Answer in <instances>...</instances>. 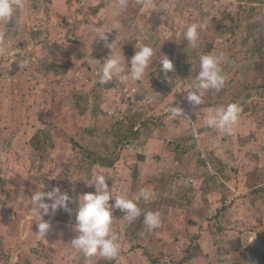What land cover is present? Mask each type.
<instances>
[{"label": "rangeland", "instance_id": "obj_1", "mask_svg": "<svg viewBox=\"0 0 264 264\" xmlns=\"http://www.w3.org/2000/svg\"><path fill=\"white\" fill-rule=\"evenodd\" d=\"M123 2L124 7L121 0H18L11 21L0 23V264H263L250 252L264 256V183L257 185L264 168V0ZM193 23L196 46L179 49L185 27ZM97 29L112 30L107 41L95 39ZM111 43L126 61L135 45L154 48L141 81L97 82L91 59L103 61ZM259 44L263 57L255 49ZM162 49L173 52L166 56L179 68L164 73L169 81L161 96L150 75ZM208 53H223L224 85L208 91L196 107L187 95L199 57ZM188 61L190 68H181ZM96 96L101 103L93 119ZM136 98L141 120L152 119L151 137L141 131L127 138L129 102ZM77 102L87 109L79 110ZM233 103L241 111L231 134L214 127L198 131L214 109ZM167 105L179 107L180 116L173 117ZM51 106L52 117L46 111ZM43 131L47 152H35L29 140ZM89 144L88 157L78 146ZM97 156L114 165L93 164ZM53 165L62 169L58 176ZM97 173L108 176L116 195L135 199L150 189L152 200L138 204L160 219L149 230L143 215L126 222L114 210L120 253L110 261L85 258L68 245L77 235L68 211L43 217L50 228L42 238L30 210L31 194L54 186L74 208L77 195L95 192L86 180Z\"/></svg>", "mask_w": 264, "mask_h": 264}, {"label": "clouds", "instance_id": "obj_2", "mask_svg": "<svg viewBox=\"0 0 264 264\" xmlns=\"http://www.w3.org/2000/svg\"><path fill=\"white\" fill-rule=\"evenodd\" d=\"M19 7L18 0H0V23L10 22L16 8ZM120 7H124L121 0ZM112 30L97 29L95 39L107 41V33ZM198 39V25L193 23L187 25L183 32V41L188 45L196 46ZM112 45L108 44L110 54L103 61L91 59V68L97 71L98 83L104 84L119 79L121 83L129 80L139 82L146 74L150 63L155 55L154 48L150 44L135 45L134 55L126 61L121 50L119 53L112 51ZM159 61L160 71L167 73L173 70V63L163 54ZM224 59L223 53H208L199 57V71L195 77L194 89L190 88L187 100L194 106L204 102L205 94L210 90L219 91L224 85V78L221 75V63ZM130 65V66H129ZM166 110L173 116H180L179 107L166 106ZM240 108L236 104L221 106L212 111L207 117L210 127L218 129L221 133L231 134L238 121ZM53 170L57 176L62 172L58 165H53ZM103 173L91 176L86 183L87 187H92L95 192H86L78 196V204L74 208L68 207V202L72 199L59 187H52L49 191L36 190L31 194V212L36 217L37 235L42 238L50 228V223L44 220V216L54 215L59 209L68 211L75 220L74 231L77 235L68 244L71 248L78 250L85 258L99 256L104 260H112L120 253V243L118 235L113 230L114 210L123 214L126 222H133L143 215L144 223L149 230H154L160 226L159 214L152 211H143L138 202H150L153 192L143 188L139 191L135 199H130L126 194H114L106 182ZM45 186L43 185V188ZM113 200L111 205L109 201Z\"/></svg>", "mask_w": 264, "mask_h": 264}, {"label": "trees", "instance_id": "obj_3", "mask_svg": "<svg viewBox=\"0 0 264 264\" xmlns=\"http://www.w3.org/2000/svg\"><path fill=\"white\" fill-rule=\"evenodd\" d=\"M90 9V8H89ZM91 9H93L94 11H95V13L99 10V8L98 7H92ZM249 28H256V26L255 25H252V24H250L249 25ZM181 43L180 44H178L177 46H179V49H181V48H183V47H185V48H187V44H188V42L186 41V40H184L183 41V34H182V36H181ZM264 44V43H263ZM256 50H257V52H259L261 55H262V57H263V54L259 51L260 50V44L259 45H257L256 46V48H255ZM163 50V52L161 53V54H163V55H167L168 53L170 54V55H172L173 56V52H169V51H167V50H164V49H162ZM160 54V53H159ZM254 52H252V56H254ZM190 66H191V63L188 61V62H186V64L184 65V66H182L181 68H185V69H188V68H190ZM174 67H178L179 68V64H178V66H173V69H175ZM248 67H250V64H248ZM249 70L248 71H250V68H248ZM257 70V69H256ZM253 71H255V70H253ZM258 71V70H257ZM157 72V74H159L158 76H159V78H157V77H155L154 78V74ZM169 72H171V74H172V72H174L173 70L172 71H169ZM168 72V73H169ZM164 76H166L165 74H164V72H161L160 71V66H157L156 68H154V70H153V72H152V74L150 75V81H151V83H152V85H151V87H153V89H155V91H156V94H160L161 96H162V93H164V90H165V85L168 83V81H169V76H166V79L164 80V79H162ZM151 77H153V78H151ZM149 81V82H150ZM149 82L147 81V85L149 86ZM142 85H140V87H141ZM148 92V91H147ZM95 102H94V104L92 105L93 107V119H96L97 118V115H98V112H99V105H100V103H101V99H98V97L96 96L95 97ZM78 101H80V99H78ZM138 101H140V99L139 98H136L135 100H132V103L131 102H129V105L132 107L131 109H130V111H129V115L130 116H127V118H126V120H127V122H126V127L128 126L129 128H128V130H126L127 131V134H129V136L127 135V138L129 139H131V138H137L140 134H141V131H143L144 133H145V136L146 137H151L152 136V134H153V129H151V131H150V128L151 127H149L150 125H152L151 123H152V119H145V120H141V116H143L141 113V109L140 108H137V103H138ZM173 102V101H172ZM77 105H78V109L79 110H81V111H84V109H87L86 107L85 108H83L81 105H80V102H77ZM59 109V108H58ZM46 111H48L49 112V116L50 117H52L53 115H54V113H55V106H51V107H48L47 108V110ZM131 112V113H130ZM47 113V112H46ZM154 122H155V124H156V121L154 120ZM137 124H140L139 126H138V128H137ZM47 126L48 127H54V125L53 124H51V122H49L48 124H47ZM153 128L155 127L154 125L152 126ZM78 129L80 130V127H78L77 126V124L75 125V131H78ZM134 129H136L134 132H133V130ZM212 129H213V127H210L208 124H207V126H203L201 129H199L198 131L201 133V134H203V133H205V132H210V131H212ZM82 133H83V135L85 136H83L85 139H86V141H87V137H88V133H86V132H84V131H82ZM48 141H49V139H48V137H47V131H43V132H36V134L35 135H33L31 138H30V140H29V146L33 149V151H35V152H47V151H45L44 150V147H45V145L46 144H48ZM85 144V143H84ZM39 147H42L41 149H39ZM52 147V146H51ZM79 147V149H82V150H84V155H88V157L91 155L90 154V150H89V147H90V144H89V146H87L88 147V149L87 148H85L84 147V145H79L78 146ZM97 160H95V161H92V163L93 164H96V165H98V166H103V167H105V166H109V167H112L113 165H114V161L113 160H105V159H103L102 157H98L97 156V158H96ZM262 183H264V168L261 170V172H259V174H258V176H257V185L258 184H260V186H261V184ZM259 191H261L262 193H264V188H260L259 189ZM259 253H261L260 252V250H256L255 252L254 251H252V252H250V255L252 256V255H256V258L259 260V262L260 263H263L264 264V256H263V254L262 255H259Z\"/></svg>", "mask_w": 264, "mask_h": 264}]
</instances>
